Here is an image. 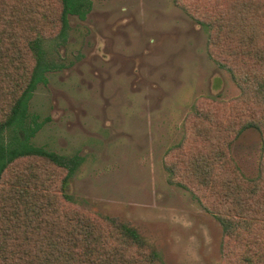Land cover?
<instances>
[{
	"label": "rangeland",
	"instance_id": "rangeland-1",
	"mask_svg": "<svg viewBox=\"0 0 264 264\" xmlns=\"http://www.w3.org/2000/svg\"><path fill=\"white\" fill-rule=\"evenodd\" d=\"M87 1L92 9L86 20L69 17L67 43L59 49L70 66L45 74L21 126L7 129L0 147L18 145L17 136L19 142L79 158L69 195L81 208L134 228L164 264H223L221 222L191 191L170 182L168 167L180 168L173 150L183 138L194 142L196 128L211 127L197 113L235 129L249 119L250 112L234 102L240 89L210 56H221L226 46L213 47L201 21L246 4L260 9L264 23V0ZM55 2L48 0L54 5L40 14L49 37L59 31ZM18 9L19 3L0 21V119L24 71L10 64L19 57L13 46H25L18 23L25 9ZM51 47L45 45L49 52ZM261 154V137L252 129L231 146L247 177L257 175ZM12 170L4 186L19 170L51 173L54 185L65 175L38 159Z\"/></svg>",
	"mask_w": 264,
	"mask_h": 264
},
{
	"label": "trees",
	"instance_id": "trees-1",
	"mask_svg": "<svg viewBox=\"0 0 264 264\" xmlns=\"http://www.w3.org/2000/svg\"><path fill=\"white\" fill-rule=\"evenodd\" d=\"M174 1L178 4L181 0ZM47 2L0 0V21L18 3V12L25 9L24 18L18 19L25 46L19 49L14 45L19 57L10 61L11 66L21 65L17 71H24L17 81L19 89L0 119V138L7 129L21 126L33 93L46 82L45 74L66 68L59 48L67 43L69 15L84 20L92 9L87 0H56L59 31L49 37L45 14L40 16L54 5ZM249 7L237 6L216 19L201 21L212 46H226L220 49L221 56H210L240 89L234 102L241 111L250 112L249 119L240 121L235 129L233 124L224 126L212 116L197 113L195 118L201 122L207 119L211 127L199 132L196 128L194 142L183 138L173 150L180 168L168 167L174 179L170 182L191 191L221 222L223 264H264V23L259 21L260 9L251 11ZM251 14L254 20L249 21ZM47 44L52 52L45 49ZM251 129L261 137L262 154L255 177H247L231 156L232 144ZM15 143L18 145L13 148L0 147V264H164L134 228L81 208L69 195V179L80 164L79 158L19 142L17 136ZM27 159L48 162L63 170L64 178L54 185L51 173L19 170L4 186L6 174Z\"/></svg>",
	"mask_w": 264,
	"mask_h": 264
},
{
	"label": "flooded vegetation",
	"instance_id": "flooded-vegetation-1",
	"mask_svg": "<svg viewBox=\"0 0 264 264\" xmlns=\"http://www.w3.org/2000/svg\"><path fill=\"white\" fill-rule=\"evenodd\" d=\"M90 13V12H89ZM88 13V14H89ZM87 14V15H88ZM71 15H69V17H70ZM78 19H80L78 16H76ZM86 18H87V16H86ZM86 18L84 19V20H82V19H80L81 21H85L86 20ZM66 46V45H65ZM65 46H63V47H60L59 49H62V48H64ZM59 52H60V50H59ZM61 55V54H60ZM61 57H62V55H61ZM63 58V57H62ZM64 59V58H63ZM67 66H66V68H64V69H62V70H65V69H67L70 65H68V64H66Z\"/></svg>",
	"mask_w": 264,
	"mask_h": 264
}]
</instances>
